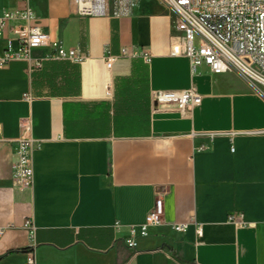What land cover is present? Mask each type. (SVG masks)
<instances>
[{"label":"crops","instance_id":"obj_1","mask_svg":"<svg viewBox=\"0 0 264 264\" xmlns=\"http://www.w3.org/2000/svg\"><path fill=\"white\" fill-rule=\"evenodd\" d=\"M25 6L50 44L0 67V264H264V89L191 74L169 55L176 20L157 0H106L87 17L68 0H0V13ZM190 86V114L153 105L154 91ZM20 139L29 188L12 177ZM156 199L160 220L128 247Z\"/></svg>","mask_w":264,"mask_h":264},{"label":"built area","instance_id":"obj_2","mask_svg":"<svg viewBox=\"0 0 264 264\" xmlns=\"http://www.w3.org/2000/svg\"><path fill=\"white\" fill-rule=\"evenodd\" d=\"M133 1V0H131ZM175 17V33L171 36L169 55L186 57L191 74L206 66L214 75L237 72L248 82L264 88V0H157ZM69 12L77 16H102L106 0H68ZM33 13L28 6L23 9H4L0 13V37L6 32L17 44L0 55V67L12 60L28 58L30 53L50 44L48 35L33 24ZM50 56L74 62L84 60L74 49H62L50 45ZM122 55L127 51L122 49ZM114 57H107L110 67ZM156 109L174 107L182 117L191 113L201 103V96L194 86L185 90H158L152 93ZM208 147H201L205 150ZM30 139L17 142L16 160L13 165V182L18 188H29L33 183ZM162 215V205L156 199L143 224L131 229L127 241L133 247V238L147 235V229L155 225ZM234 216L229 217L233 221ZM243 225V221H237ZM182 231L184 225L173 226ZM0 227V236L4 233ZM197 233H200L198 230ZM26 264H32L29 261Z\"/></svg>","mask_w":264,"mask_h":264},{"label":"rangeland","instance_id":"obj_3","mask_svg":"<svg viewBox=\"0 0 264 264\" xmlns=\"http://www.w3.org/2000/svg\"><path fill=\"white\" fill-rule=\"evenodd\" d=\"M262 89H264V88H262Z\"/></svg>","mask_w":264,"mask_h":264}]
</instances>
